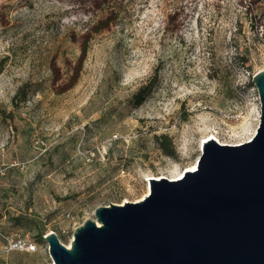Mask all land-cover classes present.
<instances>
[{"label":"rangeland","instance_id":"obj_1","mask_svg":"<svg viewBox=\"0 0 264 264\" xmlns=\"http://www.w3.org/2000/svg\"><path fill=\"white\" fill-rule=\"evenodd\" d=\"M261 71L264 0H0V264H49L46 235L64 247L95 209L137 202L205 136L245 142Z\"/></svg>","mask_w":264,"mask_h":264},{"label":"water","instance_id":"obj_2","mask_svg":"<svg viewBox=\"0 0 264 264\" xmlns=\"http://www.w3.org/2000/svg\"><path fill=\"white\" fill-rule=\"evenodd\" d=\"M256 128L244 144H201L195 169L148 180L138 203L97 208L70 237L42 240L51 264H264V71L250 78Z\"/></svg>","mask_w":264,"mask_h":264},{"label":"trees","instance_id":"obj_3","mask_svg":"<svg viewBox=\"0 0 264 264\" xmlns=\"http://www.w3.org/2000/svg\"><path fill=\"white\" fill-rule=\"evenodd\" d=\"M148 88L149 86L146 85V87L139 89L137 91V93L133 97L134 107L140 106V104L144 101V99L146 98L147 92H148ZM24 96H25L24 88L21 87L15 92V94L11 98L10 100L11 106L15 108L17 105L21 104L24 101ZM153 143L158 147V149L162 152L164 156L166 157L172 156L171 148L165 138L154 137Z\"/></svg>","mask_w":264,"mask_h":264},{"label":"bare ground","instance_id":"obj_4","mask_svg":"<svg viewBox=\"0 0 264 264\" xmlns=\"http://www.w3.org/2000/svg\"><path fill=\"white\" fill-rule=\"evenodd\" d=\"M252 134H253V132H252ZM252 134L250 135V137H248V139L245 141V142H243V143H237V144H235V145H222V144H219L218 142H216V140L214 139V138H212L211 136H205V137H203V138H201V140L198 142V144H197V153L199 154V150H200V147H201V144H203L204 142H206V141H212V142H214L215 144H217L218 146H229V147H233V146H238V145H241V144H244V143H246L247 141H249V139L251 138V136H252ZM197 158H195L194 159V161L189 165V166H187L186 168H184L182 171H179L178 173H175V174H169V175H167L166 177H164V178H159V179H153L154 181H158V180H164V181H167V182H175V181H178L180 178H181V176H182V174L183 173H191V172H193L194 171V169H195V160H196ZM147 182V181H146ZM147 190H148V188H147V183H146V186H145V188H144V192H143V194H142V196L140 197V199L137 201V202H135V203H138V202H140L146 195H147ZM69 243V242H68ZM68 245L69 244H67L66 246H64V249L65 250H67L68 249ZM49 264H51V262H49Z\"/></svg>","mask_w":264,"mask_h":264},{"label":"built area","instance_id":"obj_5","mask_svg":"<svg viewBox=\"0 0 264 264\" xmlns=\"http://www.w3.org/2000/svg\"><path fill=\"white\" fill-rule=\"evenodd\" d=\"M35 244L30 240H4L1 251L4 254L9 253H23V254H32L35 252ZM49 260V259H48ZM50 262V261H49Z\"/></svg>","mask_w":264,"mask_h":264}]
</instances>
